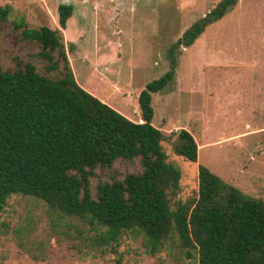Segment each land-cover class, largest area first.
<instances>
[{"label": "rangeland", "instance_id": "obj_1", "mask_svg": "<svg viewBox=\"0 0 264 264\" xmlns=\"http://www.w3.org/2000/svg\"><path fill=\"white\" fill-rule=\"evenodd\" d=\"M215 1L0 0V6L12 7L9 19L0 21V63L10 68L18 57L33 62L42 74L60 77L38 55L41 45L23 40L22 28L16 24L59 29L58 8L71 4L73 15L63 34L67 45L75 44L68 55L78 83L131 120L141 122L136 94L169 71L166 51ZM178 57L175 80L152 100L153 124L166 137L162 149L167 161L182 173L177 199L186 202L198 195L202 164L264 200V132L219 142L227 135L248 131L247 124L254 128L259 124L254 111L264 103L254 84L264 83V0H240L192 46L178 52ZM194 104L203 112L205 106L222 107L217 109L223 117H216L210 125L186 127L188 122L193 125L189 108ZM226 104L234 106L225 113L232 121L224 116ZM183 128L195 131L198 141L207 136L218 142L199 150L198 162L190 161L172 147ZM251 153L256 157L253 160ZM141 169L139 160H119L112 169H98L91 179L92 191L96 192L99 182ZM104 231L87 220L50 209L37 197L14 194L0 211V264H198L178 241L167 242L153 254L141 235L126 232L119 244L107 245L101 239Z\"/></svg>", "mask_w": 264, "mask_h": 264}, {"label": "trees", "instance_id": "obj_2", "mask_svg": "<svg viewBox=\"0 0 264 264\" xmlns=\"http://www.w3.org/2000/svg\"><path fill=\"white\" fill-rule=\"evenodd\" d=\"M239 2L216 0L170 46L169 71L136 94L141 122L78 83L68 55L75 44L67 45L63 34L73 5L59 6V29L17 23L21 38L39 43L38 55L60 77L42 74L18 57L13 67L0 63V211L14 194L37 197L54 211L104 228L101 239L107 245L119 244L131 232L143 236L153 254L178 241L198 264H264V200L202 164L198 195L178 200L182 173L167 161L165 134L153 124V96L175 80L178 52ZM11 12L10 5L0 6V21ZM172 147L198 162L199 146L189 130L181 129ZM119 160H139L142 169L99 182L94 193L97 170L112 169Z\"/></svg>", "mask_w": 264, "mask_h": 264}, {"label": "crops", "instance_id": "obj_3", "mask_svg": "<svg viewBox=\"0 0 264 264\" xmlns=\"http://www.w3.org/2000/svg\"><path fill=\"white\" fill-rule=\"evenodd\" d=\"M254 85H255V89L258 90V92L260 91V95L262 97L261 101H263V103H264V83H263V80H259L258 83L256 82ZM194 89L196 90L197 88L194 87ZM231 98H233L232 95H231ZM217 108H222V107L205 106V110L203 112L202 108H200V107H198V105L194 104L191 107V109L189 108V110H191L190 111L191 112L190 113L191 114V122L193 125H190L189 124L190 122H188L187 123L188 125H186V127H190V126L196 127L199 124L201 126L202 125L204 126V124H207V125L213 124V122H214L213 120H216L217 118H219V116L223 117L222 112ZM223 108H226V109L228 108L226 112L224 110V116L226 118L225 113H227V115H228L230 112L229 108H234V106L231 104H226ZM182 109L186 110L188 108H182ZM252 111H253V108H252ZM254 112L256 113L254 119H255V121L259 122V124H257L255 128L253 127V125L247 124L245 128H247L248 131L243 132V133H234L231 135H227V137L220 139L219 142H221L223 140L234 141L236 139L243 138V137L247 136L246 134H249V133H251V134L263 133L264 132V104H261L256 109V111H254ZM251 116H252V114H251ZM226 120L232 121V116L227 117ZM186 127H184V128H186ZM191 133L194 135V137L198 143L200 151L202 150V148H204L205 145L211 146L214 143L218 142V141H213L212 139H209L211 137L208 138L207 136L205 137V139H207V140L198 141V137L195 134V131H191ZM201 136L202 135L200 134V137ZM249 157L252 158V160H253V158L254 159L256 158L254 153L249 154ZM230 182H232V181H230Z\"/></svg>", "mask_w": 264, "mask_h": 264}]
</instances>
